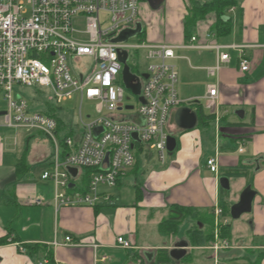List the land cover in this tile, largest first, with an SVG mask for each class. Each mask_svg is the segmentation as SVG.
Wrapping results in <instances>:
<instances>
[{"label":"crops","instance_id":"obj_1","mask_svg":"<svg viewBox=\"0 0 264 264\" xmlns=\"http://www.w3.org/2000/svg\"><path fill=\"white\" fill-rule=\"evenodd\" d=\"M213 1H139L138 24L144 32L141 37L149 44L175 47L179 99L187 103L186 107L197 111L201 106L206 116H212L205 125L185 132L176 126L173 113L168 129L177 139V147L168 154L165 166L159 164L154 152H145V166L141 168L139 163L137 168L129 169L115 188L101 187L95 206L57 210L52 204L53 188L41 186L35 172L31 175L36 163L54 153L51 151L49 156L37 148L30 152V139L42 133L21 129H12L13 136L0 133V264H251L257 258L264 264V243H258L264 241V0H235V7L227 13L230 34L217 36L211 32L217 21L212 13L186 37L185 19L190 10ZM193 37L194 45H217L230 56L218 77H210L207 72L217 64V50L189 47ZM240 47L252 64L247 73L240 72ZM180 61H187L186 68L180 67ZM202 77L213 80L203 95L194 90L195 82ZM213 84L218 85L220 93L218 115L206 108L208 88ZM211 123L214 139L207 131ZM64 128L58 129L60 138L67 135L61 136ZM73 133L80 134L75 130ZM211 158H218V173L208 168ZM241 164L251 168L250 178L229 179V189H223V173ZM131 175L135 178L130 182L134 194L123 198L122 189ZM249 186L256 193L252 211L242 227L234 229L231 209ZM174 206L198 213V219L184 220L187 225L182 236L179 232L166 235L159 229ZM217 210L222 213L217 215ZM222 226H230L229 239L221 237ZM196 229L206 235L212 232L213 241L192 244L189 231ZM217 231L230 248L216 259L210 247ZM240 231L250 237L246 244L234 241ZM252 235L262 239L257 241ZM67 237L73 243H67ZM118 237L131 242V248L121 247ZM182 242L187 245L178 247ZM172 251L180 252L176 253L178 258L171 255ZM49 253L53 263L47 257Z\"/></svg>","mask_w":264,"mask_h":264},{"label":"built area","instance_id":"obj_2","mask_svg":"<svg viewBox=\"0 0 264 264\" xmlns=\"http://www.w3.org/2000/svg\"><path fill=\"white\" fill-rule=\"evenodd\" d=\"M139 3V0H0V90L8 104L2 116L3 125L27 132L39 131L51 141L53 165L42 179L53 183L52 204L57 210L95 206L101 196L100 188H115L135 165L137 145L143 146L146 153L154 152L161 166L167 164V142L172 135L168 128L173 113L183 105L178 94L180 78L174 64L178 58L175 47L146 42L131 45L130 38L115 41L136 29ZM103 14L109 16V26H104ZM78 23H83L85 29L78 30ZM195 41L193 37L189 47L217 50V64L207 68V72L210 77H218L230 56L221 52L220 46L194 45ZM131 50L144 53L147 62L144 74L135 75L130 66ZM239 50L240 72L247 73L251 61L243 48ZM124 53L128 54L131 73L141 84L136 114L131 113L135 107L125 104L128 89L120 60ZM82 58L93 59L95 65L78 74L69 62ZM16 84L50 89L58 105L78 95L80 134L60 138L54 117L31 112L26 99L13 95ZM219 95L218 85H210L206 108L215 115H218ZM85 100L95 105L97 119L83 120L81 107ZM207 165L218 173V158L209 159ZM86 168L96 172L89 190L83 193L75 181ZM69 169L77 170L76 177ZM221 213L222 210H217V215ZM219 235L217 231L215 243L210 247L216 259L220 252L230 248V243ZM66 242L73 240L67 237ZM117 242L126 249L132 246L123 237H118Z\"/></svg>","mask_w":264,"mask_h":264},{"label":"rangeland","instance_id":"obj_3","mask_svg":"<svg viewBox=\"0 0 264 264\" xmlns=\"http://www.w3.org/2000/svg\"><path fill=\"white\" fill-rule=\"evenodd\" d=\"M102 21H103V24L105 27L109 26L110 21H109L108 15L103 14L102 15ZM77 26H78L77 27L78 30H84L85 29V25L83 23H78ZM144 42L147 43V41L139 35L129 39V44H131V45H137V44H141ZM129 59H130L129 64L131 67L134 68L135 75L136 74H144L145 68L147 67V62L145 61L144 53L140 52V51L131 50ZM132 63H134L135 66H133ZM193 64H196V62L193 61ZM69 65H70V68L74 72L80 74L81 72L82 73L87 72L89 69H92L95 65V62L91 58H82L79 61L69 62ZM179 65H180V67L184 66L186 68L187 61H180ZM120 80L122 81V78ZM212 81L213 80H206L205 77L198 78L197 81L195 82L197 85L194 88L195 92L198 94L200 92L203 95L207 84L211 83ZM182 87H184V85H182ZM13 95L15 97L21 96L24 99H26V101L28 102V105H29V110L31 112H43L47 108V106H53L54 108L58 109L57 115L61 116V118L65 122V128L61 132V136H64L65 134L69 133L71 131V129L75 130L77 133L80 132V128H81V119H80L81 99L78 95L74 96L72 100L64 103L63 105H58L54 96H53V93L50 89H40L39 87H29V86H25V85H21V84H16L14 86ZM139 102H140L139 97L134 95L131 90H126V92H125V104H126V106L135 107V110L131 112L132 114H136V110L139 107ZM201 102L203 103V100H201ZM7 105H8L7 102L4 100V93L0 90V113L7 111V107H8ZM184 106H187V103L183 104V107ZM81 113H82L83 120L86 122L89 120L97 119L99 117V115L95 112V105L93 103L86 101V100L83 101V103H82ZM124 114H128V113L124 112ZM213 127H214V125H213V123H211L210 126L208 127L207 131L211 132V136L214 139L215 135H214V128ZM3 132L7 133V135L9 134V136H13L12 128H8L5 125H3V117L0 116V133H3ZM22 133H24V132H22ZM51 144H52L51 141L44 134H35L30 139V152H33L34 150H36L35 148H37L38 151L43 152V153L47 152L50 156V152L51 151L53 152V146ZM214 144H215V141H214ZM214 152H215V150H214ZM135 154H136V151H135ZM154 157H156L155 154H154ZM136 159H139L141 168L143 166H145L146 158H144V156L142 154L140 155L138 153V155H136ZM51 160H52V154H51V157H46L45 160H43L41 162L39 161L38 163H36L33 170L31 171V175H33V173L35 172V176L38 179V181L40 182L41 186L48 184L50 186V188H53V184L50 181H42V179H41V176H42V173L44 170H47V171L51 170ZM126 179L129 180V184L126 182L127 184L122 189L123 198L131 197L134 194V188L130 184L131 181L134 182V180H135L134 176H132V175L128 176ZM139 179L142 180L140 175H139ZM248 214H250V213L244 214L243 219L235 220V219L231 218L230 222L233 225V228L236 229L237 227L238 228L242 227V223L244 222V220L246 218H248ZM186 225H187V222L180 225L179 230H178L179 236H182L184 234V231H185L184 227H186ZM243 228H244V226H243ZM245 229H247V228L245 227ZM234 232H235V230H234ZM240 234L242 235V238H240ZM240 234H237V237H236V235H234L235 243L246 244V242L249 241L250 237L246 236V234H244V231H240ZM253 238H256L257 241L262 239L260 237H255V236H253ZM258 243H264V241L258 242ZM207 263H208V261H207ZM209 264H212V262H210ZM228 264H239V263L237 261H231V262L228 261ZM247 264H249V262H247ZM251 264H260L259 258H257V260L255 262H251Z\"/></svg>","mask_w":264,"mask_h":264},{"label":"trees","instance_id":"obj_4","mask_svg":"<svg viewBox=\"0 0 264 264\" xmlns=\"http://www.w3.org/2000/svg\"><path fill=\"white\" fill-rule=\"evenodd\" d=\"M235 5H236L235 0H215L213 2L205 4L204 6L192 8L185 19L186 37L189 36L190 34L189 31L192 28L196 27V25L200 21L204 20L209 14H212V13L216 15L217 21L215 25L212 27L211 32L216 34L217 36L230 34L231 22H230L229 17H227V13L231 8L235 7ZM142 35H144V32H142L140 36ZM57 112H58V109L54 108L53 106H47V108L42 113L47 114L51 117H54L58 121V124H59L58 129L61 130V128L65 125V123L63 122L61 117L57 115ZM196 112L198 114V120H199L198 126H203L205 125V122L212 120V116H206L204 114L203 108L201 106L200 108H198ZM73 134L74 133L72 130L69 133H67L65 137L73 136ZM135 149H136V155H138V153L140 155L141 154L143 155L146 152L145 148L141 145H137ZM139 163H140L139 159H136V163L134 165L135 168L139 166ZM250 171H251V168L249 166L241 164L237 167L228 169L223 174L228 179L250 178L249 177ZM95 172H96L95 169L86 168V169L81 170L80 177H78L79 179L75 181L76 185L79 186V190L81 192L86 193L89 190L90 181L92 179V176L95 174ZM137 189H139V187H137ZM222 193L224 192L222 191ZM221 200H222V206L225 205L223 197ZM197 215L198 213L196 212L195 209L181 207V206H174L171 208V211L167 219L160 224L159 229L162 233L166 235H176L180 225L184 222L185 219L189 217L198 219ZM199 222L200 224L204 223L202 221V218H199ZM208 222L211 225L213 224V221L211 219H209ZM189 233L191 236L192 244H195L196 242H200V244L203 245L209 242L211 243L214 239V235L212 234V232L209 235H206L205 232L196 229L194 231H189ZM229 236H230V226H222L221 237L229 239ZM47 257L49 258V261H51L52 263L54 262L53 255L49 253ZM263 257H264V254H263Z\"/></svg>","mask_w":264,"mask_h":264},{"label":"water","instance_id":"obj_5","mask_svg":"<svg viewBox=\"0 0 264 264\" xmlns=\"http://www.w3.org/2000/svg\"><path fill=\"white\" fill-rule=\"evenodd\" d=\"M142 32V27L140 24H137L135 30H129L122 34L115 41H123L132 37H136L140 35ZM128 54L124 53L121 55L120 60L124 65L123 70V79L125 86L128 90H131L134 95L139 96L141 93V84L138 81L137 76L131 73V67L127 64ZM147 78V76H146ZM138 81V82H136ZM142 100V99H140ZM5 112H2L0 115H3ZM176 126L183 131H193L198 126V114L191 107H181L179 108L174 115ZM134 137H137L136 134ZM177 147V139L173 135H169L167 142V149L169 154L173 153ZM70 173L73 177H76L77 170L69 169ZM221 186L223 189H229V179L227 177H223L220 180ZM70 188H73V184L70 185ZM255 192L249 186L247 187L241 195L239 203L235 204L231 209V216L233 219H239L243 214L250 213L252 211L253 199L255 197ZM178 245V247H184L187 243L182 242ZM176 253H180L179 251H172V256L176 257ZM178 258V257H176Z\"/></svg>","mask_w":264,"mask_h":264}]
</instances>
